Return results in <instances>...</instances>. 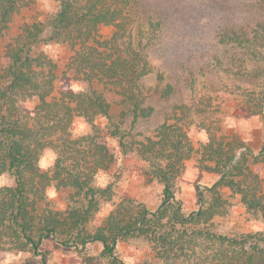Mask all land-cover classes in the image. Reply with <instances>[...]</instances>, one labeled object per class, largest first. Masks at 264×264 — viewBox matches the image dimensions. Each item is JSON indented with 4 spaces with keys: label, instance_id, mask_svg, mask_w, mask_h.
Returning a JSON list of instances; mask_svg holds the SVG:
<instances>
[{
    "label": "trees",
    "instance_id": "trees-1",
    "mask_svg": "<svg viewBox=\"0 0 264 264\" xmlns=\"http://www.w3.org/2000/svg\"><path fill=\"white\" fill-rule=\"evenodd\" d=\"M57 1L60 11L55 16L45 23H23L18 35L7 40L0 52V176L8 173L16 182L15 187L0 188V260L6 247L29 249L35 256H42L40 247L47 239L75 248L100 243L102 255L115 259L119 241L145 239L163 264H264V233L229 237L209 228L213 218L223 214L220 196L190 216L182 214L180 204L176 205L175 180L182 162L194 152L179 125H164L155 139L143 137L135 145L138 154L150 164L148 174L164 187L158 210L151 212L125 200L105 225L88 228L94 213L99 211L98 195L108 193L92 185V173L104 160L100 156L105 148L98 144L95 135L71 138L74 115L92 123L94 131L96 116L111 118L106 93L92 85L97 80L105 87H115L120 105L133 114L134 122L149 118L155 109L144 107L135 89L151 72V60L143 40L132 37L127 0ZM34 2L0 0V44L12 20ZM260 3L264 12V1ZM103 27L113 28L110 36L101 34ZM249 27L253 30L242 37L239 33L224 35L226 43L233 50H250L253 46L264 50V15ZM42 43L72 47L75 55L69 66H75L84 75L89 88L78 93L67 91L60 100L46 101L54 88L56 64L44 55L34 57V49ZM35 96L40 97L41 103L31 116L18 103ZM120 145L127 150L121 139ZM218 145L210 141L205 147L211 153L209 160L216 162L214 170L221 174V180L211 191L216 193L219 187H228L241 196L249 212L261 213L264 218L262 182L244 168L245 154L233 163L236 142ZM46 148L57 155L49 173L39 167ZM92 152L96 160L85 169ZM163 159L169 162L164 165ZM50 187L74 189L76 203L81 205L54 211L46 200Z\"/></svg>",
    "mask_w": 264,
    "mask_h": 264
},
{
    "label": "rangeland",
    "instance_id": "rangeland-1",
    "mask_svg": "<svg viewBox=\"0 0 264 264\" xmlns=\"http://www.w3.org/2000/svg\"><path fill=\"white\" fill-rule=\"evenodd\" d=\"M127 1L132 37L143 40L145 53L151 60V72L138 82L135 93L144 107H153L155 111L149 118L134 122L133 114L120 105L115 87L93 81L92 85L103 90L111 103V118L96 116L94 131L92 123L75 114L70 127L72 139L95 135L98 144L105 148L100 156L104 160L92 173V185L108 193L98 195L99 211L94 213L88 228L105 225L110 214L125 200L151 212L158 210L164 187L148 174L150 164L138 154L135 145L143 137L155 139L164 125H179L194 148L192 156L182 162L173 187L181 213L190 216L220 196L223 214L210 222L212 231L229 237L264 233L261 213L249 212L240 195L224 186L216 193L211 191L221 180V174L214 170L216 162L209 160L211 153L205 150L210 141L216 147H220L219 142L224 146L236 142L233 163L245 154L244 168L260 178L264 194V50L257 46L233 50L224 38L234 33L242 37L252 31L249 26L264 15L260 9L264 0ZM59 11L57 0H35L12 20L0 52L7 40L18 35L23 23H45ZM112 30L103 27L101 34L108 37ZM43 55L56 64L54 88L46 101L60 100L67 91L78 93L89 88L84 75L75 66H69L75 50L68 44L42 43L34 49V57ZM40 103V97L35 96L20 100L18 106L34 116ZM120 139L127 150L120 145ZM56 158L51 148L44 149L40 170L51 172ZM95 160L92 152L84 168H91ZM168 162L161 160L164 165ZM15 186L13 176L8 173L0 176V188ZM75 194L71 188L50 187L46 200L54 211H66L81 205L76 203ZM130 242L140 252L135 264H163L148 241ZM101 248L100 243L64 247L54 239H47L40 247L42 256H35L29 249L6 247L0 264H124L118 257L102 255Z\"/></svg>",
    "mask_w": 264,
    "mask_h": 264
},
{
    "label": "crops",
    "instance_id": "crops-1",
    "mask_svg": "<svg viewBox=\"0 0 264 264\" xmlns=\"http://www.w3.org/2000/svg\"><path fill=\"white\" fill-rule=\"evenodd\" d=\"M133 240H137V239H129V240H125V241L122 240V241L118 242L115 255L124 264H135L138 260V256H139L140 252H139L138 248H135L134 246H132L130 241H133ZM101 249H103V248H101ZM101 251H103V250H101ZM62 264H65V263L63 262Z\"/></svg>",
    "mask_w": 264,
    "mask_h": 264
}]
</instances>
